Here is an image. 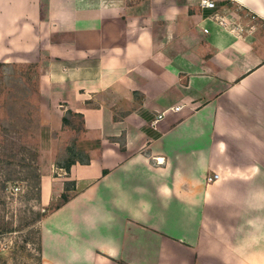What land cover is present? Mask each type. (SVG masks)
Segmentation results:
<instances>
[{"label":"crops","instance_id":"0c3cea01","mask_svg":"<svg viewBox=\"0 0 264 264\" xmlns=\"http://www.w3.org/2000/svg\"><path fill=\"white\" fill-rule=\"evenodd\" d=\"M215 1L0 0V64L94 145L42 179V264H264V0Z\"/></svg>","mask_w":264,"mask_h":264},{"label":"rangeland","instance_id":"374dc122","mask_svg":"<svg viewBox=\"0 0 264 264\" xmlns=\"http://www.w3.org/2000/svg\"><path fill=\"white\" fill-rule=\"evenodd\" d=\"M45 64L46 59L40 63L0 64V264H42L36 233L40 230L39 222L16 232L7 230L34 222L37 212L44 213L47 209L49 214L51 208L73 195L65 190L58 201L47 207L41 199L40 208L35 193L29 195L23 179L3 183L2 168L8 162L18 171L23 167L36 169L41 181L43 178L53 181L60 174L63 181H56L55 189L62 191L66 168L75 161L87 160L92 153L89 149L94 147L80 144L82 124L78 117H71L63 129L53 128L42 118L40 86Z\"/></svg>","mask_w":264,"mask_h":264},{"label":"trees","instance_id":"16d2710c","mask_svg":"<svg viewBox=\"0 0 264 264\" xmlns=\"http://www.w3.org/2000/svg\"><path fill=\"white\" fill-rule=\"evenodd\" d=\"M7 142L9 143V141L7 140ZM6 142V145H7ZM10 163L7 162L6 166L2 169L3 170V176H4V182L3 183H7L9 181H14L17 179H23V181L27 182L28 184V191H29V195H32V192L35 193V200L36 203L38 204V206L41 208V192H42V187H41V175L39 174V172L36 169H32V168H22V170L18 171L14 168H11ZM69 166L66 168L69 171ZM15 174H17V176H14ZM19 177V178H18ZM67 186V185H66ZM67 190H69V185L68 187H66ZM69 200V198H64L62 202H60L56 207L51 208V211L57 210L59 209L62 205H64L65 203H67ZM44 213L41 212H37V219L34 220V222H29L25 225H21V226H17V230H7V232L12 233V232H16L19 231L21 229H23L25 226L27 227H32L34 224L36 223H40L44 218H46L48 216V214L46 213L47 209H44ZM32 229V228H31ZM33 230V229H32ZM32 230L29 232V234H31ZM37 235H38V241H39V246H38V253L40 255H42V237H41V231L39 229L36 230Z\"/></svg>","mask_w":264,"mask_h":264},{"label":"built area","instance_id":"2783aa9c","mask_svg":"<svg viewBox=\"0 0 264 264\" xmlns=\"http://www.w3.org/2000/svg\"><path fill=\"white\" fill-rule=\"evenodd\" d=\"M200 5L203 8L211 9V10H215L217 8V4H216L215 0H200ZM217 20H218V22H219V24L221 26H223L226 29H229L231 32H236V31L237 32H242V30H241V28L239 26L235 25V27H234V24H229L224 17L220 18V17L217 16ZM205 32H207V31H205ZM162 117L163 116L160 115L158 120L162 119ZM158 120L153 124L154 126L156 125ZM218 179H219L218 174L213 173L212 175L208 176L207 181H208L209 184H212V183H215L216 181H218Z\"/></svg>","mask_w":264,"mask_h":264}]
</instances>
